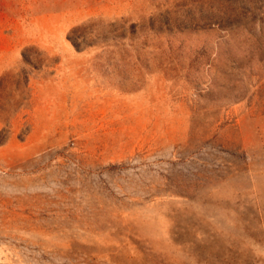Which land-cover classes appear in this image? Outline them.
Listing matches in <instances>:
<instances>
[{"label": "rangeland", "instance_id": "1", "mask_svg": "<svg viewBox=\"0 0 264 264\" xmlns=\"http://www.w3.org/2000/svg\"><path fill=\"white\" fill-rule=\"evenodd\" d=\"M0 264H264V0H0Z\"/></svg>", "mask_w": 264, "mask_h": 264}]
</instances>
